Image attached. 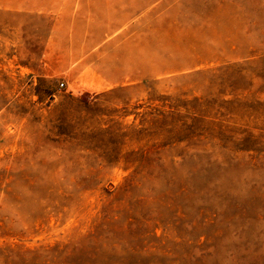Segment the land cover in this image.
<instances>
[{"label": "rangeland", "instance_id": "obj_1", "mask_svg": "<svg viewBox=\"0 0 264 264\" xmlns=\"http://www.w3.org/2000/svg\"><path fill=\"white\" fill-rule=\"evenodd\" d=\"M123 1L194 65L73 79L0 15V264H264V0Z\"/></svg>", "mask_w": 264, "mask_h": 264}, {"label": "crops", "instance_id": "obj_2", "mask_svg": "<svg viewBox=\"0 0 264 264\" xmlns=\"http://www.w3.org/2000/svg\"><path fill=\"white\" fill-rule=\"evenodd\" d=\"M126 4L123 0H0V15L12 26L41 30L43 45L66 62L58 68L73 79L89 68L100 83L133 85L194 65L184 55L179 57L175 47L155 46V23L146 19V13L156 6L137 7L136 13Z\"/></svg>", "mask_w": 264, "mask_h": 264}, {"label": "built area", "instance_id": "obj_3", "mask_svg": "<svg viewBox=\"0 0 264 264\" xmlns=\"http://www.w3.org/2000/svg\"><path fill=\"white\" fill-rule=\"evenodd\" d=\"M60 86H63V84L61 83Z\"/></svg>", "mask_w": 264, "mask_h": 264}]
</instances>
